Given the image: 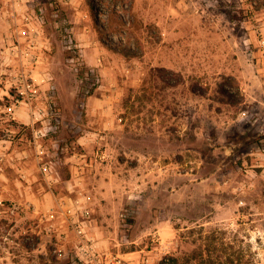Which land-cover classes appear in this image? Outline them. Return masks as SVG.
<instances>
[{"label": "rangeland", "instance_id": "rangeland-1", "mask_svg": "<svg viewBox=\"0 0 264 264\" xmlns=\"http://www.w3.org/2000/svg\"><path fill=\"white\" fill-rule=\"evenodd\" d=\"M105 148L162 190L101 255L264 264V0H0V264H79L52 225Z\"/></svg>", "mask_w": 264, "mask_h": 264}, {"label": "crops", "instance_id": "crops-1", "mask_svg": "<svg viewBox=\"0 0 264 264\" xmlns=\"http://www.w3.org/2000/svg\"><path fill=\"white\" fill-rule=\"evenodd\" d=\"M84 138L85 137H83V139ZM81 139L82 138H79L78 142L82 141ZM82 144L84 143L81 142L80 145L82 146ZM95 153H103L105 159H94L92 161L90 160L88 164H85V160H81L85 155L79 153L73 160L74 171L81 174V177L78 179L79 181L75 180V184H79L80 186H82V188L88 183L90 185V189L88 190V192H86V194L79 193L82 197H77L80 198L79 201L87 200L89 202H93V207H88L87 210L85 209L88 217L85 220L84 218L79 216L80 214L76 209L66 206L70 209L61 211L63 216H59L58 219L63 218L64 222L67 221V223H69V221L78 222L84 219V231L88 234V236L92 237L94 235V239H98L99 242H102L103 238H105V240L107 241L109 239V234H113V232H116L117 226L120 223L118 220V212L116 211V209L119 208V206L125 201L126 198L129 200L134 196L141 197V199H143V202L146 204L148 201L153 202L157 200V197L160 194L159 191L162 189L159 188V183L156 184L155 182H152L151 190L149 188L147 193L143 192L148 182H145L146 176L144 175V172L142 170V165L144 163L145 157L141 154L138 153V164L135 167L128 169L125 167L124 163L115 162L113 160L114 154H110L111 152L109 153L108 148H105L104 152L97 149ZM133 169H136V171L140 173V176L136 175L133 181L130 180L129 182H127L128 176L125 174L123 175L121 171H129ZM87 178H89L88 183ZM126 188H128V190ZM45 197L47 199L50 196L45 195ZM53 197L54 199H56L55 195H53ZM58 219L52 225L57 230L58 237L61 238L59 233L65 232V235H61L62 239H64L63 241L73 239V243L74 245H76L75 243L78 239L77 235L70 230H64L60 232V230L56 226V223H58ZM109 226L115 227L114 231H112V229H109ZM155 228L158 230V226L156 223L151 224L150 228L147 227L148 230L152 231L155 230ZM126 255L128 254H123V256L125 257Z\"/></svg>", "mask_w": 264, "mask_h": 264}, {"label": "built area", "instance_id": "built-area-1", "mask_svg": "<svg viewBox=\"0 0 264 264\" xmlns=\"http://www.w3.org/2000/svg\"><path fill=\"white\" fill-rule=\"evenodd\" d=\"M27 87L29 88L28 92L31 94L32 89L29 85ZM97 156L101 159L105 157L103 153H98ZM79 214V216L85 220L88 217L86 210H81ZM84 219L81 220L83 223L81 221H69V223H67L78 238L77 242L75 243L76 245H74L77 252V262L79 264H121V260L117 256H113L111 254L101 255L99 253V243L93 237L88 236V234L84 231Z\"/></svg>", "mask_w": 264, "mask_h": 264}]
</instances>
